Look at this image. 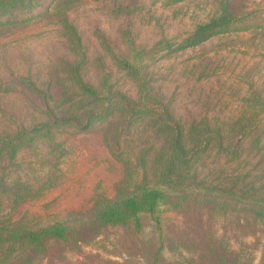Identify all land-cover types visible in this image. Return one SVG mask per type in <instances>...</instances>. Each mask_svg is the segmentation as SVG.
Returning a JSON list of instances; mask_svg holds the SVG:
<instances>
[{
  "label": "rangeland",
  "instance_id": "1",
  "mask_svg": "<svg viewBox=\"0 0 264 264\" xmlns=\"http://www.w3.org/2000/svg\"><path fill=\"white\" fill-rule=\"evenodd\" d=\"M219 9L220 0L169 5L162 0H77L64 14L77 29L79 49L65 35L57 15L0 35V83L14 89L0 92V133L30 130L49 119L51 112L61 115L71 104L63 102L64 92L75 91L65 72L66 63H80L85 82L97 87L106 82L112 91L138 100L136 82L123 68L128 62L141 69L152 94L185 127L206 119L211 125L226 124L227 131L232 119L256 115L259 147L251 148L241 138L239 156L209 150L195 161V171L199 180L212 185L264 186V32L219 34L177 50L197 25L217 16ZM144 119L115 113L85 131L62 127L53 140L38 139L34 148L21 149L13 165L4 158L8 179L36 182L55 170L57 185L28 208L40 214L44 223H76L98 200L114 197L119 189L131 193L144 174L150 187L157 185L152 165L163 139L149 118ZM58 155L60 159L53 161ZM127 159L135 173L132 184L122 187L120 181L129 173L124 167ZM168 218L177 219L172 213ZM242 241L251 243L254 238ZM239 243L241 239L233 240L232 248L238 250ZM127 245L118 231L107 230L83 245L81 253L66 251L65 260L49 258L42 264H143L142 252ZM164 254L173 259L167 249ZM259 258L257 250L255 264Z\"/></svg>",
  "mask_w": 264,
  "mask_h": 264
},
{
  "label": "trees",
  "instance_id": "2",
  "mask_svg": "<svg viewBox=\"0 0 264 264\" xmlns=\"http://www.w3.org/2000/svg\"><path fill=\"white\" fill-rule=\"evenodd\" d=\"M76 1L0 0V35L12 34L21 25L31 26L42 17L57 15L65 35L79 49L80 36L64 14ZM162 1L169 5L185 0ZM256 30L264 32V2L220 0L217 16L197 25L177 50L197 46L219 34ZM66 65L65 72L75 91L64 92L63 102L71 104L61 115L51 112L49 119L34 124L30 130L0 133V264L65 260L66 251L81 253L83 245L91 244L107 230L118 231L120 239L129 242L128 248H138L143 264H255L257 250L258 264H264V186L240 189L235 184L212 185L199 180L195 171V161L209 150L237 157L243 145L241 138L248 140L251 148L259 147L261 136L254 132L259 118L242 115L232 119L227 131L223 128L226 124L211 125L206 119L185 127L170 107L152 94L138 66L128 62L123 65L138 89V100H132L112 91L106 82L98 87L85 82L80 75V63ZM13 91L0 83V92ZM115 113L129 119L149 118V124L162 135V147L152 165L157 185L150 187L144 174L142 183L136 184L131 193L119 189L114 197L98 200L76 223H44L42 216L31 212L28 206L42 200L57 185L55 170L46 180L9 181L3 160L13 165L18 152L34 148L38 139L49 142L62 127L85 131L95 121ZM52 164L57 166V162ZM124 167L129 173L120 181L122 187L126 182L132 184L135 173L128 159ZM169 213L177 219L172 221ZM250 237L254 238L251 243L242 241ZM239 239L240 248L235 250L231 242ZM123 246L126 244L122 243ZM165 249L172 252L173 259L165 256Z\"/></svg>",
  "mask_w": 264,
  "mask_h": 264
}]
</instances>
